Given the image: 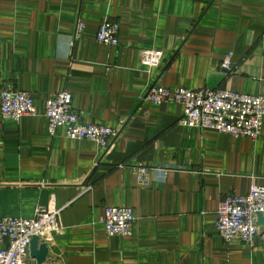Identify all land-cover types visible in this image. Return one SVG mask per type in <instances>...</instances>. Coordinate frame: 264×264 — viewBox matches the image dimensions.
Wrapping results in <instances>:
<instances>
[{
    "label": "crops",
    "instance_id": "obj_1",
    "mask_svg": "<svg viewBox=\"0 0 264 264\" xmlns=\"http://www.w3.org/2000/svg\"><path fill=\"white\" fill-rule=\"evenodd\" d=\"M105 18L116 46L95 39ZM153 84L264 97V0H0V92L27 91L36 111L0 113V217L59 207L47 264H264V223L252 247L215 226L221 196L264 184V118L255 140L185 126L181 104L142 99ZM64 89L82 123L120 130L109 147L48 133L46 99ZM105 206L133 209L130 236L107 235Z\"/></svg>",
    "mask_w": 264,
    "mask_h": 264
},
{
    "label": "built area",
    "instance_id": "obj_2",
    "mask_svg": "<svg viewBox=\"0 0 264 264\" xmlns=\"http://www.w3.org/2000/svg\"><path fill=\"white\" fill-rule=\"evenodd\" d=\"M83 24L77 21L75 33L79 34ZM95 39L108 46L119 43V23L107 18L99 24ZM163 53L157 49L141 51L140 62L147 68L158 66ZM222 66H231V53L225 55ZM142 99L154 104L175 102L183 106L180 123L201 130L228 133L235 138L257 139L261 135L264 118V97L260 94L239 93L229 89L202 87L189 89L173 88L157 84L150 85ZM0 113L14 120L36 113L33 99L25 90L4 89L0 92ZM44 116L47 131L54 135L60 126L71 139H89L107 147L117 130L95 123H82L79 113L72 105V95L61 90L46 99ZM136 182L148 185V169L135 168ZM61 209L49 204L37 206L30 218L0 217V264H34L30 255L33 237L48 242L53 233H62L59 215ZM216 230L225 242L239 239L254 246L259 233L257 215L264 217V184L253 182L247 194L228 193L220 197L217 208ZM136 217L127 206H105L100 221L108 236H130Z\"/></svg>",
    "mask_w": 264,
    "mask_h": 264
},
{
    "label": "water",
    "instance_id": "obj_3",
    "mask_svg": "<svg viewBox=\"0 0 264 264\" xmlns=\"http://www.w3.org/2000/svg\"><path fill=\"white\" fill-rule=\"evenodd\" d=\"M119 132L120 130L117 131L112 141L115 139V137L118 135ZM110 144L111 143H109V145ZM109 145L107 147H109ZM263 223H264V217L261 214H258L257 225L262 226ZM261 234H264V227L261 230ZM48 253H49V249L46 243L38 241L37 237H33L30 243V255L35 260V264H47L49 262Z\"/></svg>",
    "mask_w": 264,
    "mask_h": 264
}]
</instances>
